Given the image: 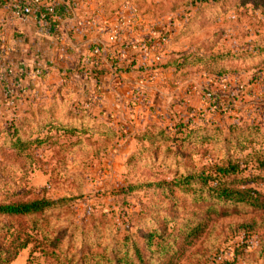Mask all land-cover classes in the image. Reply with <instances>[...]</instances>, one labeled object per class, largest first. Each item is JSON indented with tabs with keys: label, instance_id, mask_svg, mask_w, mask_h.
<instances>
[{
	"label": "rangeland",
	"instance_id": "1",
	"mask_svg": "<svg viewBox=\"0 0 264 264\" xmlns=\"http://www.w3.org/2000/svg\"><path fill=\"white\" fill-rule=\"evenodd\" d=\"M121 2L139 19L127 12L110 25L109 43L129 47L119 59L135 86L126 109L146 118L111 117L103 94L81 87L68 65L0 91V203L74 199L34 220L0 217V254L8 259L17 235L28 233L32 243L8 264H50L46 253L59 246L83 264L129 236L140 252L129 264H264V211L213 200L211 185L200 183L215 165L235 164L232 181L264 194L263 178L251 181L264 173L249 159L264 152V0ZM127 31L135 38L123 42ZM161 34L169 37L162 53L140 50ZM54 104L59 119L45 120ZM82 108L98 121L67 122L66 110ZM145 121L167 131H145ZM187 175L196 193L154 186Z\"/></svg>",
	"mask_w": 264,
	"mask_h": 264
},
{
	"label": "crops",
	"instance_id": "2",
	"mask_svg": "<svg viewBox=\"0 0 264 264\" xmlns=\"http://www.w3.org/2000/svg\"><path fill=\"white\" fill-rule=\"evenodd\" d=\"M21 1L29 2L30 0ZM47 1L55 3L58 7L57 28L51 31L41 28L35 17L14 18L10 3L7 0H0V46L4 44L8 47L6 54L0 50V62L2 59L8 60L6 65H3L9 68L4 71L7 73L6 78H3L2 74L0 75V80H5V86H3L5 88L0 86V91L4 94L10 88H21L23 83L18 82L22 79L21 77L26 79V82L39 79L47 71L50 73L56 70L61 71V69L62 72L66 71L64 67L68 65L73 68L72 74L76 75L78 80L84 78V85L81 87L92 84L97 88L99 95L103 94L99 101L111 107V117L115 115L123 117L125 114L127 121L135 120L134 124L144 122L145 115L132 116V112L126 109L128 102L132 100L131 94L135 88L132 83L126 80L125 76L128 73L124 68L126 64H123L118 70V75L117 71H112L97 78V75H92L90 72L93 69L90 63L92 47L103 45L109 56L118 52L117 48L122 43L111 46L108 36L109 28L110 25L118 26L123 15L127 16V12H130L131 18L134 19L133 11L127 8L128 3L119 0ZM114 10L117 11L114 12ZM124 19L127 20V18ZM124 23L129 24V22ZM131 38L135 37L127 31L124 34L123 40L125 41L123 42ZM94 48H92L93 51ZM122 51L118 52L120 59L121 55H124ZM127 52L129 53V51ZM124 53L126 54V51ZM1 64L0 68L3 67ZM69 78L70 75L64 80L61 75L63 82ZM15 95L17 94L15 93ZM145 122L148 124L150 121Z\"/></svg>",
	"mask_w": 264,
	"mask_h": 264
},
{
	"label": "trees",
	"instance_id": "3",
	"mask_svg": "<svg viewBox=\"0 0 264 264\" xmlns=\"http://www.w3.org/2000/svg\"><path fill=\"white\" fill-rule=\"evenodd\" d=\"M11 1L13 0H7L8 3H10ZM57 10L58 7L55 8L54 15L48 16L49 21L55 26L54 29L57 27ZM92 48V57L90 59V63L93 66V69L90 72L92 75H97V78H99L102 75H106L112 71L116 72L120 69V58L118 57V52H120L121 50H126V48L129 47L122 43L117 48L118 52L111 56L106 54V49L103 45H98L96 48H94V51H98V55H94V51ZM111 49L112 48H110L109 50ZM60 109L61 108L59 104L58 106L54 104L51 105V107H46V109L42 113L43 118L45 120L48 119L49 121L50 119L52 121L59 119ZM84 109L85 108H82L80 109V111L76 110V112L73 110L65 109L67 113L64 115L65 118L68 119L67 122H70L71 124H74L75 122H81L84 124L85 120H87L88 122L98 121L95 116H92L90 112L86 111L87 109ZM205 122L209 123V121ZM74 128L77 129V125H75ZM75 129H69V127L63 126L59 131H75ZM145 131H159L158 135L162 136L164 134L163 131L167 130L161 128L159 125L150 123L145 128ZM250 158L253 159L252 161L257 164L258 169L263 174L264 152H255L253 154V157H249V159ZM238 173L239 167L235 164L225 163L223 165H215L212 169V173L208 177H203V181L200 183L206 186L211 185L207 192L212 196L213 200L236 202L243 205L245 208L260 209L264 211V194H261L254 189L244 188L236 185L237 182L232 180H235ZM261 178H263L264 181V177H262V175H260L259 177H253L251 181H256ZM193 179V175H187L182 176L181 178H178L172 182H164L154 186L162 188L163 190H168L170 192H173L175 190H184L186 194H190L193 192L196 193V188L194 186L196 185L197 181ZM145 186L149 185H132L130 188L133 191H136L144 188ZM73 201L74 199H61L58 201H51L48 199H35L29 201L4 202L0 203V217H7L18 220H34L36 218L45 216L50 210L57 208L58 206L68 205ZM31 230H37V227L33 226ZM56 239V242L59 243L61 237ZM17 240L18 245L16 246L15 253L8 259H4L2 257V254H0V264H8L13 261L18 256L19 252L26 249L33 241L32 237L28 233L17 235ZM70 241H73V239H71ZM56 248L57 247H55L54 250L49 249L46 253V255H48L50 264H73L75 262V258H71L70 255H65L63 253L61 246L58 247V252L56 251ZM136 254L140 256V252L138 250L136 253H134L130 237L126 236L122 239H116L112 245L105 249L93 251V256L91 257L83 256V264H92V262L93 264H129V261L134 262Z\"/></svg>",
	"mask_w": 264,
	"mask_h": 264
},
{
	"label": "built area",
	"instance_id": "4",
	"mask_svg": "<svg viewBox=\"0 0 264 264\" xmlns=\"http://www.w3.org/2000/svg\"><path fill=\"white\" fill-rule=\"evenodd\" d=\"M54 2V1H53ZM11 13L16 19H23L26 17H35L39 22V25L43 29L53 30L54 24L51 23L48 19L49 15H54L56 5L55 3H50L47 0H30L29 2H24L21 0H13L10 2ZM133 18L139 19V15L136 10H133ZM125 23H122L121 26H124ZM57 28V27H56ZM55 28V29H56ZM113 34V33H112ZM156 36V33H153ZM160 44H155L153 40H149L146 43H143L140 46V50L147 52H155L156 54L162 53V49L168 46L169 37L166 34L159 35ZM111 42H116L117 37L111 36ZM136 49V47H135ZM128 50V48H126ZM94 55H98V51L95 50ZM158 60H160L158 58ZM210 98V95H208ZM212 97V96H211Z\"/></svg>",
	"mask_w": 264,
	"mask_h": 264
}]
</instances>
